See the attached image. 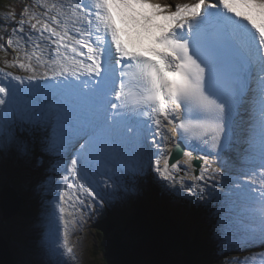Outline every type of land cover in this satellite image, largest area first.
<instances>
[{"label": "snow or ice", "instance_id": "1", "mask_svg": "<svg viewBox=\"0 0 264 264\" xmlns=\"http://www.w3.org/2000/svg\"><path fill=\"white\" fill-rule=\"evenodd\" d=\"M18 15L0 16V51L15 53L0 67V153L30 159L42 134L54 158L42 185L56 192L49 264L76 261L70 236L150 171L195 201L221 198L222 264H264V0H31ZM38 78L65 85L72 102L34 101ZM18 96L29 102L15 107ZM174 134L192 149L183 161L168 147H180Z\"/></svg>", "mask_w": 264, "mask_h": 264}, {"label": "trees", "instance_id": "2", "mask_svg": "<svg viewBox=\"0 0 264 264\" xmlns=\"http://www.w3.org/2000/svg\"><path fill=\"white\" fill-rule=\"evenodd\" d=\"M25 2L30 3L31 0H0V16L11 6L16 9L18 19L19 10ZM4 4L8 7L6 8ZM11 26L9 25V31ZM0 34H4L2 28ZM4 42L0 41V43ZM14 55L12 49H8L7 57L0 51V67H4V59L11 60ZM34 157L35 159L40 157L47 162L48 158H51L38 152L36 147ZM45 170V165L37 169L31 167L30 175L40 177ZM28 194L26 190L22 194L26 215L35 217L37 211L34 209L35 203L32 202L30 205ZM179 199L177 195H172L168 201L163 196V203L158 205L153 194L147 193L142 201L136 199L132 201L134 207L131 212L125 213L123 224L114 221L111 210L108 218L104 217L94 222L95 219L92 217V225L102 231V252L98 254L103 255L105 264H222V258L217 257L219 242H215V239L213 242L199 234L209 232L211 221H216V213H219V209H215L209 215L211 219L209 223L206 221L208 218L204 219L201 214L211 212L212 207L197 206L185 201L180 203H183L186 209L180 205L174 206L172 203L181 201ZM169 204L175 214L168 209ZM234 254L235 252L230 255Z\"/></svg>", "mask_w": 264, "mask_h": 264}, {"label": "rangeland", "instance_id": "3", "mask_svg": "<svg viewBox=\"0 0 264 264\" xmlns=\"http://www.w3.org/2000/svg\"><path fill=\"white\" fill-rule=\"evenodd\" d=\"M151 2H159V4H168L172 3L173 0H151ZM175 3L182 4L193 2L191 0H175ZM4 6L6 8L8 7L7 4H4ZM6 71L9 70L6 69ZM10 71L13 72L15 75L22 76V74L24 73L23 76H28L26 72L20 70L19 68H12ZM37 80L40 84L43 81V79L40 78H38ZM21 87L24 86L22 85ZM56 87L58 88V85H56ZM16 101L17 102H14V106L18 108L23 107L27 102H29L25 96H18ZM2 111L3 109L0 108V112ZM171 140L173 141V139ZM32 157L30 159L22 158L15 152H8L7 154H2L0 158L4 159L6 164L3 160L0 164L1 182L13 183V185L18 188V191L21 194L26 184L30 181V177L28 176L29 171L26 166H28L30 163L33 164L31 160ZM50 166L51 164L46 167V170L48 172L41 180V182L33 187L34 191L36 192L35 197L38 198V201L40 203V212L36 216L35 220H33L31 217L29 218L26 215L27 211H25V213H18L11 219L5 221L2 218V212L0 210V234L10 239L11 249L13 250L16 256V259L20 262L21 260H26L29 262V264H49L48 257L45 253V244L49 236V228L51 227L53 232L55 231V224H49V213L52 211V202L56 196V192L54 187L50 191H47L45 190V187H42V185H44L46 178L50 174ZM181 175H183V173H181ZM216 187L217 189H219L220 185L217 184ZM138 189L139 190H137L136 192H132L135 194L136 198L140 196L142 190L140 188ZM146 189L147 188L144 187L143 192H145ZM47 194L55 195H53V197H48ZM184 196L187 197L186 194H184ZM8 197L9 203L13 207V210H16V200L14 194L12 195L11 190L7 191V198ZM139 200L141 199L139 198ZM121 202H125V200L118 199L117 202L114 203L117 208L112 213L115 214L114 220H117L119 223L123 224L124 213H127L128 211H122L123 209L121 208H123L125 205ZM155 202L158 203L157 200H155ZM216 216L218 217V213H216ZM90 224L91 222L89 219L85 222L82 229L78 228L77 231L70 236V243L76 244L77 259L74 262L70 261L69 264H105L103 255L98 254L99 252H102V231L96 228H88ZM214 234H217V228L214 230Z\"/></svg>", "mask_w": 264, "mask_h": 264}, {"label": "water", "instance_id": "4", "mask_svg": "<svg viewBox=\"0 0 264 264\" xmlns=\"http://www.w3.org/2000/svg\"><path fill=\"white\" fill-rule=\"evenodd\" d=\"M179 149L175 148L173 157H177L178 159L182 156L183 149L181 145H179ZM176 159V158H174ZM195 164H197L195 162ZM11 190L12 195L14 194L16 200V210H13V207L9 203V197L7 198V191ZM1 208L3 210L4 218L8 219L14 215H16L20 209L21 198L19 197L17 190L8 186L1 192ZM0 264H17L14 258V255L11 252V244L6 240L2 235H0Z\"/></svg>", "mask_w": 264, "mask_h": 264}, {"label": "bare ground", "instance_id": "5", "mask_svg": "<svg viewBox=\"0 0 264 264\" xmlns=\"http://www.w3.org/2000/svg\"><path fill=\"white\" fill-rule=\"evenodd\" d=\"M194 2H197V0H193ZM152 3H154V2H152ZM155 3H158L159 4V2H155ZM135 43V42H134ZM33 84L34 85H37V87L39 88V90L40 91H42V84H37V81L35 80V81H33ZM48 86H51L52 87V92H54V95H53V97L56 95V93H57V91L54 89L55 88V85L53 84V83H48ZM42 87V88H41ZM67 88V87H66ZM67 90V92H68V89H66ZM67 92H65V93H67ZM52 93H48V99H47V101H50L49 103H51V101H52V95H51ZM63 96L66 98V95L63 93ZM18 98V97H17ZM20 99V98H19ZM22 99V98H21ZM15 102H17V101H15ZM20 108V107H19ZM171 139H172V137H171ZM175 141V140H174ZM170 143H169V147H170ZM240 148L241 149H244V147H242L241 146V144H240ZM185 159V157H183V159L181 160V161H183ZM210 159H211V157H210ZM225 159H227V160H229V163H232V161L234 160V158H233V155H232V152H230V153H228L226 156H225ZM197 161H198V159H196ZM192 161H193V159H192ZM48 163L49 162H45L44 163V165H45V169H46V167L48 166ZM183 168H186V165H181ZM151 183V179H149V178H145L144 179V184H142L145 188H147V187H149L150 184ZM154 187L155 188H157V187H159V184H158V182H157V180L155 179L154 180ZM55 195V194H54ZM179 200H181V201H184V199H179ZM169 201V200H168ZM185 202H189V201H187V200H185ZM48 209V208H47ZM208 215H210L211 214V212H208L207 213ZM208 215H207V217H208ZM90 226V227H89ZM88 226V228H91V225H89ZM93 229V228H92ZM201 233H203V232H201Z\"/></svg>", "mask_w": 264, "mask_h": 264}]
</instances>
